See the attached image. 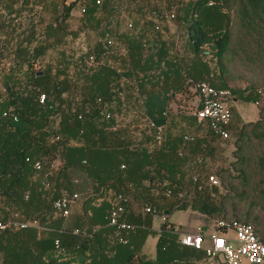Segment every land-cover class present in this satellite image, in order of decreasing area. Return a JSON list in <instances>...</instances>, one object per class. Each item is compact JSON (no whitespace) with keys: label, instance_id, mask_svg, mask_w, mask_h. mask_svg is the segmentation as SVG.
Masks as SVG:
<instances>
[{"label":"trees","instance_id":"trees-1","mask_svg":"<svg viewBox=\"0 0 264 264\" xmlns=\"http://www.w3.org/2000/svg\"><path fill=\"white\" fill-rule=\"evenodd\" d=\"M15 1L0 0V220H35L42 228L28 225L0 230V264H194L205 256L201 248L180 244L167 220L158 231L142 226L128 233L119 231L125 242L119 241L105 218L108 200L130 187L148 195L157 210L161 204L155 199L169 197L177 203L176 209L219 216L210 232L224 231L215 224L220 218L248 223L264 242V116L240 124L234 139L235 158L230 162L235 167L217 171L219 182L226 181L223 185L235 179L237 186L250 187L249 203L258 209L256 215L244 212L241 220L227 216L214 199L218 182L208 184L203 176L191 182L185 158L177 152L181 136L195 126L194 115L181 116L191 126L189 130L167 139L164 134L162 143L155 146L151 131L143 140L133 141L127 129L112 128L115 117L103 119L99 113L105 103L116 116L122 107L120 93L128 86L140 100L143 116L164 123L172 95L195 88L201 81L228 89L230 100L257 103L260 90L233 89L226 83L224 59L232 51L234 26L241 32L234 42L240 50L253 42L264 54V0H174L164 9L153 4L149 12L156 14L174 8L171 21L184 28L186 37L189 55L184 56L162 38V21L156 28L148 14L141 21L131 15L123 21L112 16L116 0H61L60 10L55 0H44L50 11L46 23L42 12L35 16L31 12L37 0L19 2L29 10L21 23V8L13 7ZM77 5L84 26L94 27L101 15L111 14L98 37L108 31L113 43L104 47L97 40L75 59L60 50L54 67L45 64L33 69L47 48L60 44L69 33L74 35L68 26ZM125 20L131 21L130 28ZM90 54L95 66L86 64ZM114 60H119V66H114ZM40 92L45 95L42 103L37 99ZM232 116L231 110L229 121L236 123ZM251 123L246 133L244 127ZM201 142L196 136L193 152ZM252 143L261 145L255 156L256 169L248 166L254 156L248 150ZM55 158L60 163L52 169ZM35 161L40 163L38 170L32 166ZM186 188H193L192 193ZM63 192L77 193L64 217L51 207ZM203 227L208 225L200 226L199 232L204 233ZM149 234L156 235L153 258L141 253Z\"/></svg>","mask_w":264,"mask_h":264},{"label":"rangeland","instance_id":"rangeland-1","mask_svg":"<svg viewBox=\"0 0 264 264\" xmlns=\"http://www.w3.org/2000/svg\"><path fill=\"white\" fill-rule=\"evenodd\" d=\"M58 3V10H60L61 0H55ZM174 0H116L115 5L117 6L114 14L112 16H118L121 21L127 19L129 15L137 17L136 19L141 21L149 12V8L154 4L158 5L161 8H165L167 4ZM18 15L21 23L25 22L27 14L29 12H19ZM34 16L36 12H34ZM49 8L45 7V11L41 13L44 18L43 23L49 21L50 18ZM107 13V12H106ZM100 16L102 18L97 25L94 27L81 25V12L79 11V5L75 6L71 12V20L69 21V28L74 35L71 33L67 34L63 41L55 46L47 48L44 55L41 59H38L32 68H43L45 64H49L52 67L55 66L56 58L60 50H63L65 54L71 55L73 59L77 58L88 49H90L94 43L97 42L99 36V28L108 22L111 14H106ZM233 13V12H232ZM33 16V19H34ZM128 21V20H125ZM124 21V22H125ZM122 23V22H121ZM162 38L166 40L171 50L175 51L181 56L189 55L186 50V37L184 34V28L176 25L175 22H162ZM165 23V24H164ZM173 23V24H170ZM120 25V23H119ZM103 27V26H102ZM121 27V25H120ZM121 29V28H120ZM231 50L228 52L229 59H224L226 74L225 81L233 89H258L260 90V99L257 103L244 102L239 99L236 101L228 100V104L232 110V117L236 123L229 121L230 125L227 128L228 138L225 140H217L209 136L206 128L203 126L197 130V137L202 139L201 145L198 150H195V153L202 154L206 159V170L209 173H212L217 182H218V192L215 194L214 199L222 205V209L227 216H237L239 219L244 220V212L249 214H255L258 209V206L255 204L251 206L249 203L250 199L248 198V192L250 190L249 186L240 187L237 186L238 183H235V179L229 180L230 184L228 186L223 185L224 182H219V176H217V171L220 168L230 167V162L234 160L233 149L235 146L234 139L237 135L238 127L242 122H253L264 116V54H261V50L257 47L258 44L253 42L247 43L248 46L243 47V50L239 49V46L235 45L236 36L240 33L236 31L234 26L231 29ZM227 56V55H226ZM227 58V57H226ZM113 61L112 59H110ZM110 61V63H111ZM213 63V61H211ZM212 65V64H211ZM114 66H119V60H114ZM215 72L217 67L213 65ZM128 87V86H127ZM124 88V91H121L120 95L122 96V107L120 111L115 116V127L127 129V134L132 138L133 141H137L138 138L143 140V137L147 135L150 130L145 126L144 116L142 114V107L140 100L134 96V91L132 88ZM131 92V95H130ZM64 94L63 96H65ZM197 91L193 86L184 88L183 90L175 93L168 101L169 111L166 116L164 134L166 139L178 136L183 132L189 130L188 122L185 119H182L181 116L193 115V110L197 100ZM74 98L77 99V95H74ZM74 104H71L73 107ZM229 108V110H230ZM260 108L262 111L260 112ZM230 110V112H231ZM252 127V123L244 127L245 132L247 133L248 129ZM145 132V133H144ZM255 138H253L254 140ZM208 146H206V144ZM205 144V145H204ZM252 145L249 146L248 150L253 154L248 162V166H252V169H256L255 165V156L257 155L258 149L261 148V145ZM150 148V147H149ZM260 155V154H259ZM264 156V153L262 154ZM234 174V170H230ZM226 183V181H225ZM224 183V184H225ZM188 184V183H186ZM190 184V183H189ZM217 184V183H216ZM159 200L162 198L159 197ZM77 205L74 206L76 208ZM254 210V211H253ZM174 215V214H173ZM219 216H208L201 215L196 211H189L187 215V220L185 225L182 227L184 232H193L196 231L197 227L205 224L211 226L214 224V220ZM149 242L151 238H148ZM219 264H222L219 259H217Z\"/></svg>","mask_w":264,"mask_h":264},{"label":"built area","instance_id":"built-area-1","mask_svg":"<svg viewBox=\"0 0 264 264\" xmlns=\"http://www.w3.org/2000/svg\"><path fill=\"white\" fill-rule=\"evenodd\" d=\"M95 3H99V0H95ZM208 4H210V2H208ZM156 13L157 12L154 11L147 12L149 17L155 20V26L158 28L160 21L170 22L172 20L174 8L171 7L161 13ZM125 25L127 28H130L132 26L131 21H125ZM98 40L104 47L113 43L111 34L108 31H105ZM85 61L87 65H96L92 54L88 55ZM195 89L197 90L198 96L192 113L195 117V126L181 136L177 152L185 158V167L192 183L196 182L200 176H203L208 184H215L217 182L215 176L206 170L205 157L200 153L193 152L192 145L197 136V130L203 126L206 130L210 131L214 138L220 140L228 138L229 134L226 126L230 118V111L228 108L230 92L226 88H215L205 81L196 83ZM37 97L40 103L45 99L44 93L41 92ZM99 113L103 119L115 117V115L107 109L105 103L101 104ZM3 114H5V112ZM144 120L145 126L152 132L151 144L158 146L163 141L165 122L155 123L146 116H144ZM112 128H115V124ZM55 139H58V136H55ZM59 163L58 158L53 159L50 168L55 169ZM32 166L36 170L40 169V163L38 161L33 162ZM45 185L47 186L48 183ZM185 190L191 194L193 188H186ZM168 194L169 191L166 190L165 195ZM76 197V192L71 194L63 192L55 197L51 203L54 213L63 217L67 216L71 203ZM129 201L130 195L127 192L114 193L108 200V208L105 215L107 224L114 228V234H116L118 240L122 243L125 242V238L118 235V232L122 231L127 233L135 228L133 223L124 218L126 204L129 203ZM136 206L141 214H150L152 216L158 214L156 207L149 202H138ZM215 224L224 231L213 230L211 232L202 233L199 232V227H197L196 231L179 233L177 237L178 242L182 245L203 249L208 259L220 257L224 264H241L242 261H246L248 264H264V242L253 232L250 224L234 218H220ZM28 225L34 226L37 230L42 228L35 220L20 221L14 217H9L4 221L0 220V230L5 228H21ZM73 231L79 232L77 229ZM53 242L55 246H57L58 240L54 239Z\"/></svg>","mask_w":264,"mask_h":264},{"label":"crops","instance_id":"crops-1","mask_svg":"<svg viewBox=\"0 0 264 264\" xmlns=\"http://www.w3.org/2000/svg\"><path fill=\"white\" fill-rule=\"evenodd\" d=\"M22 0H16L13 4V7L16 8L18 11L19 8H21L20 12H29L26 9H24V5H21L19 2ZM35 1V0H33ZM38 2L33 5V8L31 9V12H44L45 11V2L44 0H37ZM19 7V8H18ZM164 22V21H162ZM171 22V21H170ZM165 24V23H164ZM173 24V23H170ZM160 27H165L163 26V23L160 25ZM165 29V28H162ZM232 101H236L234 98H232ZM214 138V137H213ZM217 140H220L218 138H214ZM127 193L130 195V201L129 203L126 204V211L124 214V218L133 223L135 225V228L138 226L142 227H149L150 229L154 231L159 230L160 223L163 220H167L168 222H171L173 224V231L176 233L177 237L178 234L182 231V227L185 225L186 220H187V215H188V210L193 211L189 208L186 209H176L175 206L177 203H173L171 198L163 197L161 200L158 201V199H155L159 204H161V207L158 209V214L156 216H152L150 214H141L136 206V203L138 202H149V197L148 195L140 192H134L133 189L130 187L127 191ZM148 198V200L146 199ZM167 208L169 209V212H167ZM174 214V215H173ZM205 225V224H201ZM204 233L210 232V226L208 227H203ZM128 233V232H127ZM176 237V240L178 241V238ZM148 238H151V241L149 242ZM156 241V235H147L142 246H141V253L144 254L148 258H153L154 257V244ZM217 259L220 260L222 264L223 261L220 257H214L212 259L206 258V256H203L202 258L198 259L197 261L194 262V264H219L217 262ZM241 264H248L246 261H242Z\"/></svg>","mask_w":264,"mask_h":264}]
</instances>
